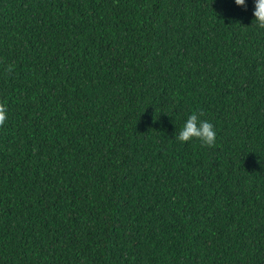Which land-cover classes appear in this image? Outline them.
<instances>
[{
  "label": "trees",
  "instance_id": "trees-1",
  "mask_svg": "<svg viewBox=\"0 0 264 264\" xmlns=\"http://www.w3.org/2000/svg\"><path fill=\"white\" fill-rule=\"evenodd\" d=\"M254 10L0 0V264H264ZM193 111L214 147L175 139Z\"/></svg>",
  "mask_w": 264,
  "mask_h": 264
},
{
  "label": "clouds",
  "instance_id": "clouds-1",
  "mask_svg": "<svg viewBox=\"0 0 264 264\" xmlns=\"http://www.w3.org/2000/svg\"><path fill=\"white\" fill-rule=\"evenodd\" d=\"M236 6L246 8V0H234ZM255 10L253 15L255 20L253 24L259 29H264V0H254ZM252 24V25H253ZM14 71L13 65H7L5 72L11 74ZM7 106L0 102V128L4 127L7 117ZM202 112L193 111L189 115L175 139L180 143H189L197 140L204 147L212 148L216 143V130L213 124L207 120L201 119Z\"/></svg>",
  "mask_w": 264,
  "mask_h": 264
}]
</instances>
